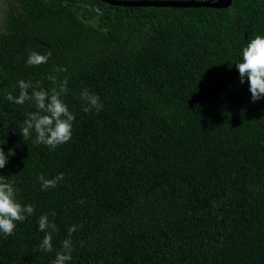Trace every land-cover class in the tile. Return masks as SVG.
<instances>
[{"label":"trees","instance_id":"16d2710c","mask_svg":"<svg viewBox=\"0 0 264 264\" xmlns=\"http://www.w3.org/2000/svg\"><path fill=\"white\" fill-rule=\"evenodd\" d=\"M14 1L0 29V143L18 158L0 175L35 212L0 233V264H52L72 225L67 264H264V98L252 101L235 66L264 35V0ZM49 50L46 64L27 65L29 52ZM57 67L68 69L62 99L76 119L71 140L52 149L20 133L33 102L6 96H19L21 79L51 92ZM85 87L101 111H82ZM60 173L41 190L40 174ZM46 213L58 229L48 253Z\"/></svg>","mask_w":264,"mask_h":264},{"label":"clouds","instance_id":"9594fccd","mask_svg":"<svg viewBox=\"0 0 264 264\" xmlns=\"http://www.w3.org/2000/svg\"><path fill=\"white\" fill-rule=\"evenodd\" d=\"M102 15L101 10L97 7L94 9ZM52 56L51 50L45 54L37 51H31L27 57L28 66H39L46 64ZM239 71L240 82L249 83L251 99L253 102L264 98V35H255L242 49L241 62L235 65ZM67 67H57L55 74L50 73L49 79L55 88L49 92L43 88L39 81H18L20 89L19 96H13L8 93L6 99L17 105H24L26 101L31 100L34 104L35 111L29 112L20 126V133L24 141L28 140L32 133H35V144H44L52 149L67 143L72 138L75 114L69 110L68 105L63 101L62 96L68 89V77L60 74L66 73ZM31 89V94L29 93ZM83 107L82 111L89 113L93 110L99 112L103 109L99 95L92 93L87 87L83 88L78 94ZM3 144V143H0ZM12 152L5 153L3 147H0V169H3L8 157ZM41 184V190L55 188L58 183L64 179V174L60 173L54 178H46L43 174L38 176ZM16 189L12 183H9L4 176L0 175V233L5 238L12 236L17 227V222H23L27 216L35 212L31 205H24L17 199ZM52 216L56 213L52 212ZM77 225L68 228V238L62 242V250L57 252L52 264H67L72 259V240L71 236L78 230ZM38 229L45 235L39 245L43 252L53 251V233L58 231L54 222L49 220V214H43L38 219Z\"/></svg>","mask_w":264,"mask_h":264},{"label":"water","instance_id":"95a60500","mask_svg":"<svg viewBox=\"0 0 264 264\" xmlns=\"http://www.w3.org/2000/svg\"><path fill=\"white\" fill-rule=\"evenodd\" d=\"M122 6H169L227 8L233 0H102Z\"/></svg>","mask_w":264,"mask_h":264},{"label":"rangeland","instance_id":"374dc122","mask_svg":"<svg viewBox=\"0 0 264 264\" xmlns=\"http://www.w3.org/2000/svg\"><path fill=\"white\" fill-rule=\"evenodd\" d=\"M17 6V3L14 0H0V29H2L5 17L10 10V8ZM22 111V109H21ZM3 145L5 146L6 150L12 152V157L18 158V151L12 146L8 145L7 138L3 139ZM98 240H94V243H98Z\"/></svg>","mask_w":264,"mask_h":264}]
</instances>
